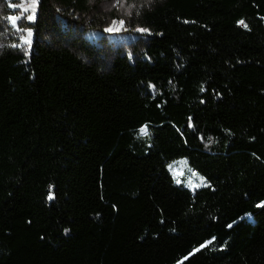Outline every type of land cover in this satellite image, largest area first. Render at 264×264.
Returning <instances> with one entry per match:
<instances>
[{
	"label": "trees",
	"instance_id": "16d2710c",
	"mask_svg": "<svg viewBox=\"0 0 264 264\" xmlns=\"http://www.w3.org/2000/svg\"><path fill=\"white\" fill-rule=\"evenodd\" d=\"M89 1L0 49V264H264V0H154L108 59L41 38Z\"/></svg>",
	"mask_w": 264,
	"mask_h": 264
},
{
	"label": "rangeland",
	"instance_id": "374dc122",
	"mask_svg": "<svg viewBox=\"0 0 264 264\" xmlns=\"http://www.w3.org/2000/svg\"><path fill=\"white\" fill-rule=\"evenodd\" d=\"M153 1L90 0L91 7L87 13H77L58 7L52 10L48 20L49 25L43 29L41 38L46 41L55 39L58 31L66 37L76 36L108 59L111 54L110 47L119 45L126 49L143 36L144 32L137 31L143 28L138 24L137 12ZM9 3L17 6L23 3L27 6L31 0H0V49L28 53L39 19V0L34 12L30 8L28 12H23L20 7H9ZM29 15L35 16L33 22L28 21ZM9 16L20 17L15 27L8 21ZM113 21H116V24H113ZM120 21H123L122 26ZM109 27L119 30L106 32L105 29ZM28 30H31V36L28 35ZM25 40L30 43H24ZM11 45H17V47H11ZM166 169L171 173L175 184L191 191L205 185L203 176L192 168L185 157L170 161L166 164Z\"/></svg>",
	"mask_w": 264,
	"mask_h": 264
},
{
	"label": "snow or ice",
	"instance_id": "6c2138e0",
	"mask_svg": "<svg viewBox=\"0 0 264 264\" xmlns=\"http://www.w3.org/2000/svg\"><path fill=\"white\" fill-rule=\"evenodd\" d=\"M36 4H37V0H31V3L30 4H28L27 6H24V4L22 3L21 5H19V6H17V5H13V4H11V3H9V7H20L21 8V10L23 11V12H28L29 11V8L34 12L35 11V8H36ZM7 19H8V21L15 27L16 26V21L17 20H19L20 19V17H18V16H9V17H7ZM27 19H28V21L29 22H33L34 20H35V16L34 15H29L28 17H27ZM113 24H116V21H113ZM120 24H121V26L123 25V21H120ZM238 24L239 25H242V26H244V27H247V25L244 23V21H238ZM19 30V29H18ZM119 29H117V28H114V27H109V28H106L105 29V31L106 32H114V31H118ZM137 31H139V32H147L148 31V29H143V28H139V29H137ZM31 30H28V35L29 36H31ZM24 43H30V41H28V40H25L24 41ZM11 47H17V45H11ZM150 87H154V86H151L150 85ZM201 91H203V88L201 89ZM203 102V101H202ZM191 126V125H190ZM146 129L145 128H142L140 131L141 132H144ZM52 197L50 196L49 197V199H51ZM255 207L257 208V209H264V201H260V202H258L256 205H255ZM232 225H228V227H231ZM69 230L68 229H65V232H68ZM213 239H215V237H213ZM207 243H211V241H209V242H207ZM207 246V244L205 243V244H201L200 245V248H204V247H206ZM200 249H196V251H199Z\"/></svg>",
	"mask_w": 264,
	"mask_h": 264
}]
</instances>
